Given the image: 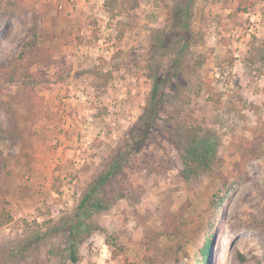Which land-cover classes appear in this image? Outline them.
Instances as JSON below:
<instances>
[{
  "label": "rangeland",
  "instance_id": "rangeland-1",
  "mask_svg": "<svg viewBox=\"0 0 264 264\" xmlns=\"http://www.w3.org/2000/svg\"><path fill=\"white\" fill-rule=\"evenodd\" d=\"M179 1L0 0V211L12 218L0 264H264V0H193L180 55ZM162 31L178 50L157 49ZM155 78L145 146L98 188L95 228L71 239ZM190 142L212 151L209 169L185 166Z\"/></svg>",
  "mask_w": 264,
  "mask_h": 264
},
{
  "label": "trees",
  "instance_id": "trees-1",
  "mask_svg": "<svg viewBox=\"0 0 264 264\" xmlns=\"http://www.w3.org/2000/svg\"><path fill=\"white\" fill-rule=\"evenodd\" d=\"M192 1L193 0H180L176 5V11H174L173 13V22L175 23V25L173 29L174 31H171V33H173V38H175V36H178L177 41L181 44L179 45L177 41H174L175 46L179 45L178 49H183L187 47L192 39V33L190 28V19L192 16ZM164 34H166L165 31H162L161 33L159 32V35L153 37L152 41L153 44L157 47V49L166 52L178 50L175 49L174 43H172L170 40L168 41V44L169 46L172 45L173 48L165 49V47L168 45L166 35ZM34 36L36 35L33 34V36L31 37ZM30 43V41H27V43H25V46L22 48L23 51H21V56L27 53L24 50H27V47ZM181 49L178 51L179 55L181 54ZM174 62V65L167 70V76H171L177 71L176 66H179L180 61L175 59ZM164 86V80H161L159 78L154 79L153 88L151 90L150 95L151 98L149 99L148 104L144 109V112L140 116L139 121L133 126L132 130L129 133L128 139L123 143V146L120 147V149L117 151L119 152L118 155L116 157L112 156L110 158L109 162L106 165V169L102 171L99 176H97L94 183L92 184V187L82 197L77 207V211L74 215V218L66 227L67 231L69 232V237L71 239L74 238L76 234H80L79 232L82 228L86 230L89 229V232L90 229L95 228L93 226H90L91 224H89L87 218H89L94 212H100L108 208L103 197L101 198L98 195V188L103 183H105L110 176L117 173L121 169L122 164L124 162L123 160L129 153L140 151L145 146L148 131L150 130V127L155 124V119L158 115L157 113L160 108L162 97L164 95ZM187 150L189 155H195L196 158L194 159L191 156L190 158L185 159L184 163L186 167H190V162H192V160H195L197 162V165L202 167L204 170L210 168L209 166L211 164L212 159L210 155H213L211 150H200L198 147H195L191 142L188 144ZM116 199L117 198L114 196L113 200ZM11 220V215L7 213V211L3 208L0 211V225H4ZM107 242L114 248L115 252L113 256L116 257L118 255L116 248H118L119 251L121 250V248L118 247L116 243H114V238L112 236L107 237ZM211 243L212 232H208V235L205 239V243L201 247V252L205 258H207L208 256ZM70 258L74 262L78 260L76 251L74 249V242L71 246Z\"/></svg>",
  "mask_w": 264,
  "mask_h": 264
}]
</instances>
